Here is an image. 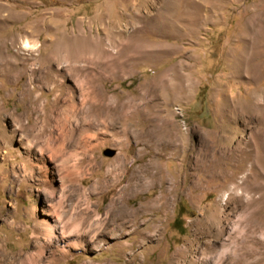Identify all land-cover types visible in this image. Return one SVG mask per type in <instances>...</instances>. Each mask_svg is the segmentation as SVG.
I'll return each mask as SVG.
<instances>
[{
    "label": "rangeland",
    "instance_id": "1",
    "mask_svg": "<svg viewBox=\"0 0 264 264\" xmlns=\"http://www.w3.org/2000/svg\"><path fill=\"white\" fill-rule=\"evenodd\" d=\"M262 223L264 0H0V264H264Z\"/></svg>",
    "mask_w": 264,
    "mask_h": 264
},
{
    "label": "bare ground",
    "instance_id": "2",
    "mask_svg": "<svg viewBox=\"0 0 264 264\" xmlns=\"http://www.w3.org/2000/svg\"><path fill=\"white\" fill-rule=\"evenodd\" d=\"M26 46H31L28 42L26 43ZM49 81H52V80H49ZM54 90L55 89H57L59 92H61V96L62 95H64L63 94V92L65 93V92H67V90H68V88H66V86L64 85V84H57V85H55V87L53 88ZM66 94V93H65ZM61 96H58L57 98H58V100H60V99H62V97ZM94 100H96V101H94V107L95 108H99L100 107V105H101V102H98L99 100L98 99H96V98H94ZM60 103L62 102V101H59ZM57 105V104H56ZM61 105H65V102H62V104ZM60 105V106H61ZM108 107V106H107ZM61 108V107H60ZM113 108V107H112ZM112 110H114V108L112 109ZM255 204V203H254ZM120 216V215H119ZM122 217V216H121ZM251 222V221H250ZM259 224V223H258ZM262 224H264V223H262ZM250 225V224H249ZM251 227V226H250ZM261 226H256L255 227V229L253 230L254 231V233L260 228ZM264 228V227H263ZM51 232H53V230H52V228H51ZM219 232H221V231H219ZM218 232V233H219ZM222 233V232H221ZM249 236H250V234H249ZM245 237V236H244ZM246 238H247V236H246ZM251 238H252V236H251ZM242 241V240H241ZM246 242H247V240H246ZM248 242H250V241H248ZM255 242V241H254ZM252 244V243H251ZM241 245V244H240ZM244 246V245H243ZM259 250H257V249H252V248H250V249H246L245 247H240V249H238L237 250V255H235V258H232V260H233V263H235V264H260V262H261V258H259L258 257V255H259ZM261 257V256H260ZM230 260V259H229Z\"/></svg>",
    "mask_w": 264,
    "mask_h": 264
},
{
    "label": "water",
    "instance_id": "3",
    "mask_svg": "<svg viewBox=\"0 0 264 264\" xmlns=\"http://www.w3.org/2000/svg\"><path fill=\"white\" fill-rule=\"evenodd\" d=\"M104 153H105L106 155L111 156V155L114 154V151H113V150H107V151H105Z\"/></svg>",
    "mask_w": 264,
    "mask_h": 264
},
{
    "label": "trees",
    "instance_id": "4",
    "mask_svg": "<svg viewBox=\"0 0 264 264\" xmlns=\"http://www.w3.org/2000/svg\"><path fill=\"white\" fill-rule=\"evenodd\" d=\"M178 222H180V218H176V219L174 220V223H178ZM180 225H181V222H180Z\"/></svg>",
    "mask_w": 264,
    "mask_h": 264
}]
</instances>
